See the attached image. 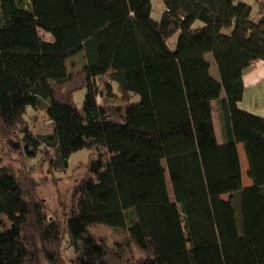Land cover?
<instances>
[{
  "label": "trees",
  "instance_id": "obj_1",
  "mask_svg": "<svg viewBox=\"0 0 264 264\" xmlns=\"http://www.w3.org/2000/svg\"><path fill=\"white\" fill-rule=\"evenodd\" d=\"M152 1L0 0V264H250L246 238L264 264V117L239 106L264 0H162L159 20ZM81 149L75 207L53 214L31 162Z\"/></svg>",
  "mask_w": 264,
  "mask_h": 264
},
{
  "label": "rangeland",
  "instance_id": "obj_2",
  "mask_svg": "<svg viewBox=\"0 0 264 264\" xmlns=\"http://www.w3.org/2000/svg\"><path fill=\"white\" fill-rule=\"evenodd\" d=\"M243 1L252 4L254 6V12L257 9V6L259 5V1L257 0H243ZM152 5H153V10L151 13L152 18L155 20H159L164 8L163 1L153 0ZM39 31L40 34L45 39L48 40L52 39L50 33L45 32L43 29H40ZM177 37L178 34L174 35L170 39V45L172 47L176 44ZM71 59L76 61L79 59V57L75 55ZM209 60L212 61L210 72L214 77L218 78V70L213 57L211 56V59L209 58ZM83 93H84L83 89L76 91L75 98L78 103L81 102V97ZM135 99H138V96H136ZM242 99L243 100L239 102V106L241 108L258 116L264 117V79L262 80L261 83H259V85L257 84L246 85ZM28 114L37 115L35 116L34 123L30 125L32 126L34 132L47 133L51 131L52 123L50 120H47L45 114L42 111H35V109H33L32 107H28ZM214 121H215L217 136L218 139H220L221 137L219 131V124L215 114H214ZM239 148L243 163L242 174L244 179H246L249 178L247 175V170H245L246 166L248 169V165H247L248 163L246 160V156L242 144H240ZM87 156H88L87 149H81L73 153L72 156L70 157L69 166L66 170L52 169L51 159L45 157L37 156L32 160L31 163H34L36 165L33 172V177L39 183L40 193L46 199L47 206L51 213L62 214L64 212L71 211L72 209H74L76 195H77V186L85 174ZM162 164L165 166L164 161ZM166 180H167V187L169 188L168 192L170 199L174 201L171 185L167 177ZM224 197H227V195H224ZM97 231L106 232V228L99 226ZM67 240L69 241L68 236L64 231L62 235V241H63L62 250L63 248H65L64 252L69 257L71 256V249L69 247ZM245 241L247 242V246H250V248L252 249L250 245V238H246ZM97 251L100 253L99 248H97ZM252 253L253 254H248L250 264H257L253 249H252Z\"/></svg>",
  "mask_w": 264,
  "mask_h": 264
},
{
  "label": "crops",
  "instance_id": "obj_3",
  "mask_svg": "<svg viewBox=\"0 0 264 264\" xmlns=\"http://www.w3.org/2000/svg\"><path fill=\"white\" fill-rule=\"evenodd\" d=\"M263 79H264V61H261V60L258 61V63L255 66H250L248 69H246V71L243 74L244 87L246 85H253V84L259 85V83H261ZM240 144L238 145V148ZM239 152H240V148H239ZM240 158H241V164H242V169H243L241 152H240ZM245 170H247V166ZM243 184L244 186L250 185L251 179L249 178L244 179L243 177Z\"/></svg>",
  "mask_w": 264,
  "mask_h": 264
},
{
  "label": "bare ground",
  "instance_id": "obj_4",
  "mask_svg": "<svg viewBox=\"0 0 264 264\" xmlns=\"http://www.w3.org/2000/svg\"><path fill=\"white\" fill-rule=\"evenodd\" d=\"M168 191H169V188H168ZM246 244H247V242H246ZM250 245H251V247H252V249H253V246H252V242H251V240H250ZM252 249L250 248V246H247L248 254H253V253H252ZM249 252H250V253H249ZM253 252H254V249H253Z\"/></svg>",
  "mask_w": 264,
  "mask_h": 264
},
{
  "label": "built area",
  "instance_id": "obj_5",
  "mask_svg": "<svg viewBox=\"0 0 264 264\" xmlns=\"http://www.w3.org/2000/svg\"><path fill=\"white\" fill-rule=\"evenodd\" d=\"M258 61H260V59L252 61L250 66H255L258 63Z\"/></svg>",
  "mask_w": 264,
  "mask_h": 264
}]
</instances>
